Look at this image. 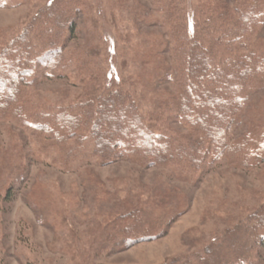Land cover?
Returning a JSON list of instances; mask_svg holds the SVG:
<instances>
[{"label": "rangeland", "instance_id": "obj_1", "mask_svg": "<svg viewBox=\"0 0 264 264\" xmlns=\"http://www.w3.org/2000/svg\"><path fill=\"white\" fill-rule=\"evenodd\" d=\"M55 1L7 0L0 5V53L21 43L30 58L39 57V64L23 67L40 70L20 86L24 115H33L37 123V115L81 105L91 98L100 76L97 89L105 93L108 84H120L144 122L170 139L173 148L194 138L193 127L173 106L176 88L161 77L172 45L155 0H88L76 33L65 38V66L47 70L45 48L40 52L38 45L46 37L43 10ZM223 1L236 6L244 0ZM204 2L215 0H190V13ZM140 6L150 9L154 19L145 20ZM262 19L251 47L264 62V15ZM86 50L97 54L86 66L91 82L81 68ZM260 72L242 93L241 114L228 134L231 146L218 157L215 145H208L211 155L197 172L177 160L149 166L123 156L105 163L94 155L95 142L87 130L61 147L54 122L47 134L14 110L0 114V264H264ZM21 175L23 180H17Z\"/></svg>", "mask_w": 264, "mask_h": 264}, {"label": "trees", "instance_id": "obj_2", "mask_svg": "<svg viewBox=\"0 0 264 264\" xmlns=\"http://www.w3.org/2000/svg\"><path fill=\"white\" fill-rule=\"evenodd\" d=\"M6 1L0 5L3 6ZM189 2L155 0V9L164 17L167 38L172 45L169 60L162 62L161 77L176 88L177 95L173 94L172 100L179 118L193 127L195 135L188 143L180 142L177 149L173 148L170 139L158 135L152 124L144 122L135 100L120 88V84H108L111 87L105 93L102 87L97 89L98 82L102 81L100 76L94 80L96 88L88 101L67 109L50 111L45 116L37 115L40 118L33 123V115H24V108L18 102L20 86L28 84L27 79L33 73L40 75L39 68L35 66L39 64V57L34 54L32 57L35 58H30V50L21 43L11 45L0 53V114L14 110L16 116L25 119L24 122L47 134L51 131L50 122H54L58 130L55 140L61 147L67 145L71 137L87 130L95 142L94 155L108 161L105 163H112L123 156H134L149 166L177 160L190 166L192 171H199L211 155L206 148L208 145H212L213 149L215 145L218 157L231 146L228 134L232 131V122L241 114L244 102L242 93L252 86L260 71H264V62L260 60L262 57L251 47L263 23L264 0H244L236 6L215 0L213 3H200L192 13ZM88 5V0H56L43 10L47 15L44 25L46 37L42 40V47L38 46L40 52L45 48L42 52L45 69L65 66V38L70 39L76 33L78 17ZM140 8V15L145 20L154 19L155 15L150 9L144 6ZM41 19L40 16L37 20ZM82 55L85 62L82 61L81 68L91 78L90 69L86 66L89 65L88 59L97 57V54L86 50ZM69 62L70 59L67 60ZM32 63L35 64L33 70H23ZM10 67L14 71H9ZM155 89L153 87L157 93ZM120 104L122 108L116 109ZM114 115L115 118L112 117ZM128 118L132 122H125ZM61 131L63 135H59ZM81 140L83 146L86 141L83 137ZM71 153L80 154L75 150ZM17 180H23L22 175ZM13 189L7 192V201ZM119 238L117 235L116 239ZM136 240L130 238L128 241ZM232 264L248 262L239 260Z\"/></svg>", "mask_w": 264, "mask_h": 264}]
</instances>
